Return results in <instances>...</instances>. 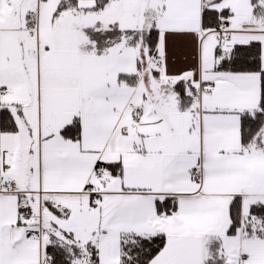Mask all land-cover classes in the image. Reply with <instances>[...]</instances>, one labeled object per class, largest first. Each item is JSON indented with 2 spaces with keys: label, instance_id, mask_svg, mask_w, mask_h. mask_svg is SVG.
Instances as JSON below:
<instances>
[{
  "label": "snow or ice",
  "instance_id": "1",
  "mask_svg": "<svg viewBox=\"0 0 264 264\" xmlns=\"http://www.w3.org/2000/svg\"><path fill=\"white\" fill-rule=\"evenodd\" d=\"M0 264H264V0H0Z\"/></svg>",
  "mask_w": 264,
  "mask_h": 264
}]
</instances>
